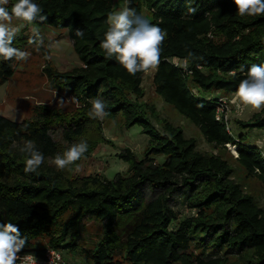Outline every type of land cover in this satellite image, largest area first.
Here are the masks:
<instances>
[{"label": "trees", "instance_id": "1", "mask_svg": "<svg viewBox=\"0 0 264 264\" xmlns=\"http://www.w3.org/2000/svg\"><path fill=\"white\" fill-rule=\"evenodd\" d=\"M36 2L47 20L32 25L66 32L82 64L60 72L44 44H34L46 82L51 90L81 101L83 109L67 116L37 105L34 117L23 122L0 115V220L16 223L27 239L18 254L42 259L50 248L77 253L86 222L95 220L104 225L103 233L91 249L81 251L92 264H264V207L243 185L255 179L264 186L262 149L246 135L236 139L224 118L217 120L214 96H231L252 64H264V16L240 18L232 0H132L130 5L167 33L153 77L156 95L199 129L218 151L215 155L198 150L195 139L142 102L145 73L129 75L114 58H105L99 43L108 14L116 11L114 0ZM189 7L195 13H188ZM23 29L12 47L30 53L28 41L35 36ZM78 29L85 33L82 38L76 36ZM174 59L186 61L187 70L176 67ZM22 62L0 59V87ZM97 97L106 102L105 118L121 116L127 128L141 125L148 136L143 159L129 148L117 155L129 167L112 180L74 176L80 160L64 170L52 163L67 149L54 138L59 127L67 144L96 129L84 157L107 142L100 120L88 116ZM238 124L264 130V109ZM29 142L45 160L37 173L25 174L27 153L21 149ZM228 145L236 148L233 161L223 155ZM156 157L163 161L156 163ZM175 198L194 215L180 219L171 206Z\"/></svg>", "mask_w": 264, "mask_h": 264}, {"label": "rangeland", "instance_id": "2", "mask_svg": "<svg viewBox=\"0 0 264 264\" xmlns=\"http://www.w3.org/2000/svg\"><path fill=\"white\" fill-rule=\"evenodd\" d=\"M114 1L115 10H119L124 6V0ZM12 23L13 25H18L20 22L13 21ZM23 28H21L20 31H22ZM29 28V30L23 29L22 33L30 37L31 34H34L33 28H35V26L31 24ZM37 30L39 33H42V39L45 41L42 45L44 44L46 50L49 51L52 64L60 72H69L75 67L82 65L73 49V42L67 37L66 32L55 31L48 27L38 28ZM24 39H27V37ZM26 49L30 52L28 53L29 56H27L24 62L18 67L14 77L0 87V115L15 122H23L25 119L31 120L34 117V108L37 105L50 106L62 115H79V111L83 109V103L75 97H70L55 90H51L43 74L44 61L41 51L34 44L28 45ZM173 62H176V60L174 59ZM155 72L156 69L148 72L144 76L143 87L145 96L142 102H145L148 106H154L162 119H166L173 125L182 128L187 138L195 139L198 144V150L217 155L218 151L207 144L197 127L180 117V114L171 105L165 104L156 95L152 84ZM197 90L198 89L194 88L193 92L196 93ZM214 96L226 102L225 118L229 132L232 133L236 139L240 134L246 135L250 144L257 145L264 151V130L248 131L238 124L239 121H249L256 113L261 112V110L256 111L250 108H244L237 112L235 107L229 103V98L231 96H223L218 93H214ZM132 98L135 99L134 97ZM99 120L102 123L101 126L107 138V142L98 145L96 149L93 146V154L91 153L88 157H84L80 160L78 164L79 170L76 168L73 173L76 177L82 178L89 175H99L108 180H112L118 174H126L129 165L117 157V155L126 148L131 149L139 160L144 158V153L148 145V136L143 133L141 125L135 124L127 128L123 124L121 116L115 119L104 117ZM152 120L156 128L162 131V126L158 121H156L155 118H152ZM95 131L96 129L92 131L89 130L84 139L75 140L67 144L63 138V130L59 127L55 130L54 138L64 147H67V149L71 147L72 144L81 141H86L88 146H91L93 141L88 139V137L94 138L93 132ZM235 150L236 148H234V146H227V151H223L224 157L233 161L234 158L237 157ZM161 161H163L162 157H156V163ZM238 176L240 179L243 177L241 172H238ZM243 185L244 189L248 193L253 194L257 198L258 203L264 207V186L255 179L243 180ZM171 206L180 219L192 217L194 215V213H192V211L178 198H175ZM85 230V235H81L83 239L79 244V253L73 254L65 252L66 256L73 258L72 260L78 264H91L90 260H87L81 251L93 247L101 237L104 225L95 220H88L85 224Z\"/></svg>", "mask_w": 264, "mask_h": 264}, {"label": "clouds", "instance_id": "3", "mask_svg": "<svg viewBox=\"0 0 264 264\" xmlns=\"http://www.w3.org/2000/svg\"><path fill=\"white\" fill-rule=\"evenodd\" d=\"M10 0H0V59L16 61L25 60L28 53L12 47V43L20 29L25 25H31L35 20L46 21L47 17L42 14L41 6L36 0H15L9 9ZM132 0H124V6L108 14L105 21L107 30L99 43L100 49L106 59H115L129 75L137 73L147 74L155 70L161 59V46L167 33L158 24L150 23L143 13L137 12L130 7ZM236 6V15L240 18L264 16V0H232ZM188 13H195L196 9L189 7ZM13 21H19L13 25ZM35 38L30 37L28 43H43L39 31L33 28ZM85 33L76 31V36L82 38ZM191 55V54H190ZM202 68V65H197ZM243 71V68H241ZM236 75V71L229 73ZM229 103L239 112L244 108L256 111L264 109V64H252L245 78L239 81L238 87L229 98ZM106 102L97 97L91 101L88 116L93 119H103L107 115ZM219 119V117H217ZM88 143L81 141L74 143L63 154H57L52 163L57 170H64L81 160L88 151ZM21 152L27 153L23 171L25 174L37 173L44 163L43 153L36 150L29 142ZM264 158V151H261ZM79 170V165H76ZM27 243L22 238L19 226L14 222L0 220V264H37L34 255L28 254L21 258L18 253L24 249Z\"/></svg>", "mask_w": 264, "mask_h": 264}, {"label": "built area", "instance_id": "4", "mask_svg": "<svg viewBox=\"0 0 264 264\" xmlns=\"http://www.w3.org/2000/svg\"><path fill=\"white\" fill-rule=\"evenodd\" d=\"M173 63L178 68H182L184 70H187V68H188L187 62L184 60L183 61L176 60V62H173ZM199 93H200V91L198 89L195 94L199 95ZM216 98L218 99V103H219L218 114H217V117H219V119H217V120H221L222 118H224V120L226 121V118H225L226 102L223 101V99H221L219 97H216ZM226 123H227V121H226ZM228 131H229V128H228ZM228 146H230V145H228ZM236 156H237V152H236ZM27 255L28 254H25V255L18 254V256L21 258H24ZM36 259H37V264H73L67 258L65 253H63L60 250H56V249H52V248L47 250L45 258H42V259L36 258ZM17 264H21V260H18ZM25 264H27V261H25Z\"/></svg>", "mask_w": 264, "mask_h": 264}, {"label": "crops", "instance_id": "5", "mask_svg": "<svg viewBox=\"0 0 264 264\" xmlns=\"http://www.w3.org/2000/svg\"><path fill=\"white\" fill-rule=\"evenodd\" d=\"M73 254H75V253H73ZM67 258H68L69 260L71 259V261H70L71 263H73V264H78L77 262H75V261L72 260L73 258H71V257H69V256H67Z\"/></svg>", "mask_w": 264, "mask_h": 264}]
</instances>
